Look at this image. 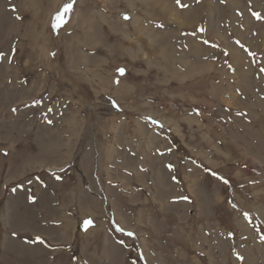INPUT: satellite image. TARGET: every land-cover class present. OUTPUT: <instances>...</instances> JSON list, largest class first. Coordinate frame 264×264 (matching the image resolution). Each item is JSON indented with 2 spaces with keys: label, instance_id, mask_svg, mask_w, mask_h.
Returning a JSON list of instances; mask_svg holds the SVG:
<instances>
[{
  "label": "rangeland",
  "instance_id": "1",
  "mask_svg": "<svg viewBox=\"0 0 264 264\" xmlns=\"http://www.w3.org/2000/svg\"><path fill=\"white\" fill-rule=\"evenodd\" d=\"M71 2L0 0V264H264V0Z\"/></svg>",
  "mask_w": 264,
  "mask_h": 264
},
{
  "label": "snow or ice",
  "instance_id": "2",
  "mask_svg": "<svg viewBox=\"0 0 264 264\" xmlns=\"http://www.w3.org/2000/svg\"><path fill=\"white\" fill-rule=\"evenodd\" d=\"M179 2H180V0H177V3H179ZM73 3H74V0H72L71 3H68V4H66V5L64 6V13H65V14H66L67 12L71 11L72 6H73ZM57 18L60 19L61 16L58 15ZM126 18H127V17H126ZM121 73L123 74V70H121ZM185 199H187V198L185 197ZM246 215H247V214H246ZM86 223L91 224V221H87ZM121 231H122V230H121ZM128 235H132V233H128Z\"/></svg>",
  "mask_w": 264,
  "mask_h": 264
}]
</instances>
